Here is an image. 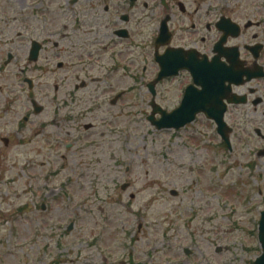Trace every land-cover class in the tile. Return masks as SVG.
<instances>
[{
  "label": "rangeland",
  "instance_id": "rangeland-1",
  "mask_svg": "<svg viewBox=\"0 0 264 264\" xmlns=\"http://www.w3.org/2000/svg\"><path fill=\"white\" fill-rule=\"evenodd\" d=\"M49 10L59 24L69 26L54 1ZM33 18L30 0L18 4L0 0V38H15V62L4 68L2 79L6 85L15 73V120L11 125L3 121L1 135L11 133L9 145L4 147L0 141V264H49L53 260L102 264L103 258L112 259L111 263L128 259L134 264H185L183 247L193 252L190 261L195 264L207 254L206 264H228L233 256L240 262L249 259L251 251L242 252L241 244L252 247L256 243L254 236L239 231L237 209L244 192L252 195L250 191L256 187L240 183L244 170L236 167L235 151L234 164L229 166L209 122L200 120L178 131L153 127L147 120L150 96L145 87L135 91V96L127 91L112 105L110 100L122 84L128 87L133 83L124 75L121 87L110 89L108 85L118 83L121 74L111 73L109 79L93 67L86 74L77 63L76 68H57L59 61L72 64L86 56L80 47L91 38H86L83 30L74 31L78 34L73 38H51L52 69L46 75H34L31 93L46 104L35 119H52L48 131L60 142L46 154L50 158L32 152L28 138L36 125L21 126L20 120L31 112L29 93L21 81L27 74H22L21 68H29L24 63L25 53L34 28L40 24ZM86 18L92 19L90 14ZM148 39L149 81L157 66L152 59L153 38ZM91 60L96 68L101 63L100 59ZM130 62L126 59V66L131 67ZM77 74L80 78L94 76L95 81L84 80L87 86L73 92L74 83L80 81L75 79ZM44 80L52 87L50 101L43 100ZM176 83L157 87V100L161 103L162 96L165 103H171L169 108L177 100ZM100 91L104 93L98 98L100 103L88 105ZM57 104L65 106L58 114L54 112ZM69 113L74 121L63 118ZM44 158L46 166L40 164ZM24 164H29L40 182L26 179L32 172ZM29 184L30 191L37 190L34 197L26 193ZM123 184H127L125 189ZM171 190L178 194L171 195ZM70 223L73 228L66 231ZM43 225V230L37 228ZM48 231L55 232V240ZM213 241L221 249L219 253Z\"/></svg>",
  "mask_w": 264,
  "mask_h": 264
},
{
  "label": "flooded vegetation",
  "instance_id": "flooded-vegetation-1",
  "mask_svg": "<svg viewBox=\"0 0 264 264\" xmlns=\"http://www.w3.org/2000/svg\"><path fill=\"white\" fill-rule=\"evenodd\" d=\"M18 1L15 0V4H18ZM52 1L71 24L69 31L66 23L59 24L51 17L49 6ZM30 10L33 12V19L40 22V25L34 28L32 34L35 38H30L26 60L29 65L28 72L38 74V77L46 75L52 69L53 56L49 44L54 35L68 39L78 34L73 33L75 30H83L82 34L91 40L82 42L83 46L80 48L86 56L77 60L78 65L87 73L92 64L88 62L90 59L86 62V58L106 57L109 61L105 71L109 74L123 70L124 67L129 70L126 59L130 56L132 46L141 48V38H155L163 20H166L169 37L175 38L177 44H182L178 46L190 45L209 58L213 56V43L216 40L214 38L220 36L214 26L217 19L212 21V17L216 15L213 12H228L226 16L240 25L238 36L227 38L224 43L221 57L227 67L231 65L230 72L238 81L236 85L231 84V92L235 94L237 103L228 104L225 112V116L230 119L227 122L230 128L227 137L229 146L221 141V149L230 166L234 164L232 152L235 151L236 167L244 170V174L240 175V183L257 187L252 201H246L245 204L241 198L238 208L239 231L256 236L257 243V247L252 246L250 251L258 253L252 254L245 264H255V258L260 253L257 235L264 213V0H30ZM88 14L92 17L90 22L86 18ZM19 15L18 17L21 16ZM18 17L15 16V21ZM59 25L64 31L59 30ZM154 25L155 30L150 29L149 32V27ZM189 38L195 39L191 41ZM102 40L105 41L100 43ZM33 41L39 43V48L36 59L31 61L29 52ZM56 44L54 42V46ZM5 48L8 49L3 58ZM106 52L109 57L105 55ZM230 59L234 60L233 64ZM12 62H15V38H0V137L3 136V121L11 125L15 120V73L12 75V82L6 85L2 82L4 68ZM57 66L68 70L75 67V64L62 61ZM26 70L22 69L23 72ZM74 86L77 88V85ZM80 86L85 87L87 84L82 80ZM43 95L44 101L52 100L48 99L49 83H44ZM32 99L34 98L31 97L30 102ZM35 117L36 114L32 113L24 116L23 121L27 122L30 118V123L34 124ZM8 125H5V128ZM46 128L47 125L40 122L39 131L29 137V143L33 144L32 152L42 155L44 148L51 145V136L44 131ZM6 132V137L10 138L11 133ZM15 134L18 135V132L15 131ZM37 137L39 140H36ZM227 156L232 157L229 159ZM31 164L34 168L36 163L32 160ZM25 167H29V164ZM192 253L188 247L182 248L181 255L185 264H195L190 261ZM110 260L112 259L103 258L101 263L132 264L128 259L113 261L114 263ZM49 264H63V261L53 260ZM87 264H95V261Z\"/></svg>",
  "mask_w": 264,
  "mask_h": 264
},
{
  "label": "water",
  "instance_id": "water-1",
  "mask_svg": "<svg viewBox=\"0 0 264 264\" xmlns=\"http://www.w3.org/2000/svg\"><path fill=\"white\" fill-rule=\"evenodd\" d=\"M171 72V69L168 67H163L162 71L160 72L161 75H167ZM190 93L187 91L183 101H182V107L173 112L171 115L164 117L161 121H154L153 117H149V120L157 127V128H178L188 122L192 119L193 115L189 114L188 107L190 105ZM154 111L156 109L154 108Z\"/></svg>",
  "mask_w": 264,
  "mask_h": 264
}]
</instances>
